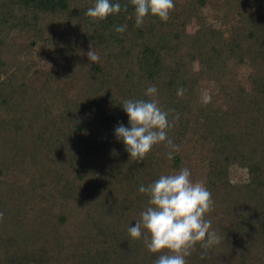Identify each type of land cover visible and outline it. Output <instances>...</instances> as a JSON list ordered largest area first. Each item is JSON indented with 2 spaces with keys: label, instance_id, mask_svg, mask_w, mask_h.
<instances>
[{
  "label": "trees",
  "instance_id": "trees-1",
  "mask_svg": "<svg viewBox=\"0 0 264 264\" xmlns=\"http://www.w3.org/2000/svg\"><path fill=\"white\" fill-rule=\"evenodd\" d=\"M120 2L100 20L85 14L94 0H0V264H153L127 231L148 206L138 189L184 167L221 237L187 264H264V0H174L139 27ZM208 2L228 28L200 15ZM150 85L179 114L171 159L164 143L132 158L114 135L129 126L123 100L152 99Z\"/></svg>",
  "mask_w": 264,
  "mask_h": 264
},
{
  "label": "clouds",
  "instance_id": "clouds-1",
  "mask_svg": "<svg viewBox=\"0 0 264 264\" xmlns=\"http://www.w3.org/2000/svg\"><path fill=\"white\" fill-rule=\"evenodd\" d=\"M130 2L134 6L137 27L143 24L148 15L166 21L174 7V0ZM121 10L127 11V4L122 7L120 0H94V5L85 14L103 20ZM113 27L117 33H124L128 25ZM87 56L92 62L99 60V55L91 49ZM183 91V88L178 89L177 95H182ZM157 93V87L150 85L145 95L152 99L123 100L121 106L128 116L129 126L119 123L114 128L115 137L123 141L130 157L137 160H144V156L158 143H164L170 149L167 152L169 159L179 151L180 146L168 136V130L179 119V114L170 120L169 112L173 110H165L160 106L155 98ZM138 191L148 194V206L141 211L140 219L128 226L127 231L133 239L143 237L149 252L158 254L153 264H187L186 257L197 242H201L203 248L220 243V235L211 228V219L205 218L213 204L211 192L203 182L191 179L189 168L161 175L147 186L141 184Z\"/></svg>",
  "mask_w": 264,
  "mask_h": 264
},
{
  "label": "rangeland",
  "instance_id": "rangeland-1",
  "mask_svg": "<svg viewBox=\"0 0 264 264\" xmlns=\"http://www.w3.org/2000/svg\"><path fill=\"white\" fill-rule=\"evenodd\" d=\"M200 15L204 18V20L208 24L216 28L222 26L226 29L228 28V25H230V23L231 24L233 23V21H228V24L222 25V20H223L222 14L220 13V11L215 10L211 6V3L209 2L200 10ZM196 25H197L196 21H194L192 24L190 23V25L188 26V30L189 31L194 30L197 27ZM50 68H51V62L48 59H43L40 61L39 67L37 69L38 71H41V74L45 75L48 71H50ZM207 91L209 90H205L203 92L204 96L207 95ZM229 178L232 183L246 181L247 173H246L245 168L240 167V166H231L229 168Z\"/></svg>",
  "mask_w": 264,
  "mask_h": 264
}]
</instances>
